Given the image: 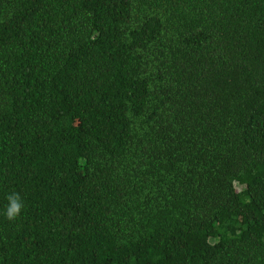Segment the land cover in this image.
Returning a JSON list of instances; mask_svg holds the SVG:
<instances>
[{
  "label": "trees",
  "instance_id": "16d2710c",
  "mask_svg": "<svg viewBox=\"0 0 264 264\" xmlns=\"http://www.w3.org/2000/svg\"><path fill=\"white\" fill-rule=\"evenodd\" d=\"M0 264H264V0H0Z\"/></svg>",
  "mask_w": 264,
  "mask_h": 264
},
{
  "label": "clouds",
  "instance_id": "9594fccd",
  "mask_svg": "<svg viewBox=\"0 0 264 264\" xmlns=\"http://www.w3.org/2000/svg\"><path fill=\"white\" fill-rule=\"evenodd\" d=\"M7 205L4 211V215L7 220L14 221L16 220L20 214L22 209L24 208V203L19 196V193L12 192L6 196Z\"/></svg>",
  "mask_w": 264,
  "mask_h": 264
},
{
  "label": "rangeland",
  "instance_id": "374dc122",
  "mask_svg": "<svg viewBox=\"0 0 264 264\" xmlns=\"http://www.w3.org/2000/svg\"><path fill=\"white\" fill-rule=\"evenodd\" d=\"M239 188L238 187H236V190H238Z\"/></svg>",
  "mask_w": 264,
  "mask_h": 264
}]
</instances>
